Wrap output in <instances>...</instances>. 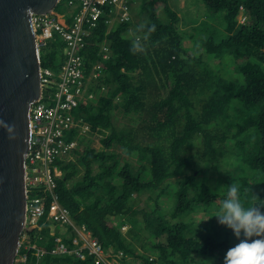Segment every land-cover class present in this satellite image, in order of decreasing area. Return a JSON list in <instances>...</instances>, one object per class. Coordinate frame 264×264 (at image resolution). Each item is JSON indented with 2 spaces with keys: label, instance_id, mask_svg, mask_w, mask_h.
Here are the masks:
<instances>
[{
  "label": "trees",
  "instance_id": "1",
  "mask_svg": "<svg viewBox=\"0 0 264 264\" xmlns=\"http://www.w3.org/2000/svg\"><path fill=\"white\" fill-rule=\"evenodd\" d=\"M141 1L147 21L156 25L145 53L130 51L138 25L127 34L128 22L115 19L109 28L112 15L107 8L83 40L84 75L94 64L99 65V74L86 81L90 97L72 110L87 129L66 135L76 144L68 157L53 162L59 171L54 193L72 224L89 231L104 251L120 252V261L211 264L230 244L223 235L224 225L218 228L221 224L213 216L228 185L238 182L242 190L249 189L242 191L246 203L251 202L252 186L248 178L227 173L222 191L211 182L193 184L202 172L195 164L232 151L260 174L262 189L253 195L264 203V0H201L218 14V24L199 38L201 46L193 49V55L186 54L188 47L181 43L177 13L162 4L160 20L154 10L157 1ZM239 7L243 23L236 19ZM54 10L66 12L62 0ZM102 44L107 53L101 51ZM61 45L57 37L47 43L40 52L41 67L58 65ZM226 58L223 68L214 64L217 60L221 65ZM113 112L125 122L112 120ZM93 136H98L100 148L91 145ZM227 140L231 149H224ZM132 155L134 162L123 157ZM221 164L214 166L219 170ZM171 177L174 206L160 214L153 190L159 187L163 192ZM140 197H147L143 207L135 199ZM194 206L209 209L205 213L215 224L209 232L200 233L201 226L192 228L187 222ZM122 227H127L124 232ZM139 231L154 240L146 248L140 245L145 254L137 253L133 244ZM23 234L32 247L25 249L21 242L16 257L25 259L14 264H105L95 263L85 250L83 258L71 252L74 232L69 225H57L51 235L44 223ZM55 235L61 237L65 251L51 254Z\"/></svg>",
  "mask_w": 264,
  "mask_h": 264
},
{
  "label": "built area",
  "instance_id": "2",
  "mask_svg": "<svg viewBox=\"0 0 264 264\" xmlns=\"http://www.w3.org/2000/svg\"><path fill=\"white\" fill-rule=\"evenodd\" d=\"M62 3L66 7L65 13H57L54 8L50 12L31 16L34 44L39 55L47 43L57 37L62 44V59L55 68H40V97L29 110V149L25 155L23 178L25 214L19 246L22 242L25 249L32 247L28 245V237L23 234L25 230L39 229L47 223L49 234L53 235L55 227L64 224L71 226L74 232L71 239L74 248L71 252L75 256L83 258L82 250H85L95 263L112 264L121 257V253L104 251L90 237L89 231L83 226L72 224L68 210L57 201L54 190L59 171L53 162L61 157H68L74 148L75 141L66 138L69 131L76 130L83 134L87 129L72 110L83 98L90 97L86 91V81L89 77L95 78L100 67L94 64L85 77L80 53L83 40L103 16L106 8L112 15L110 19L127 21L129 3L126 0H62ZM242 11L239 7L236 17L238 23L244 22ZM100 49L104 53L108 52L104 44L100 45ZM60 240L61 237L55 235L56 244L49 250L51 254L65 251ZM36 251L42 253L38 249ZM24 259V255L16 257L15 262H23Z\"/></svg>",
  "mask_w": 264,
  "mask_h": 264
},
{
  "label": "water",
  "instance_id": "3",
  "mask_svg": "<svg viewBox=\"0 0 264 264\" xmlns=\"http://www.w3.org/2000/svg\"><path fill=\"white\" fill-rule=\"evenodd\" d=\"M59 0H0V119L16 125L17 139L0 128V264H14L25 214L24 165L29 110L41 93L40 55L31 16Z\"/></svg>",
  "mask_w": 264,
  "mask_h": 264
},
{
  "label": "rangeland",
  "instance_id": "4",
  "mask_svg": "<svg viewBox=\"0 0 264 264\" xmlns=\"http://www.w3.org/2000/svg\"><path fill=\"white\" fill-rule=\"evenodd\" d=\"M127 1L129 3V7L132 8V9L129 8V19L125 21L128 22L126 33L129 34L132 33L131 29H133L134 26L140 25L138 23L147 21V8L142 5L141 0H127ZM156 1L157 2L154 3V10L160 20H163L164 18L162 4L166 5L172 11L177 13L178 16L177 29L184 36L181 43L184 47L186 48L188 47V50L186 52V54L188 55H193L194 54L193 49L201 46V39L199 38H204L210 32L212 28L211 26L212 25L217 26L218 24V22L215 21V19L218 17V14H215L214 12H212L211 9L206 8V6L203 4L201 0H182L181 4L179 3L180 0H156ZM63 10H65L64 7ZM130 10H131V15H130ZM56 12L60 13L58 11ZM114 20L115 18L110 20V23L108 25L109 28L115 25ZM226 60L227 58L221 62V65L219 61L214 60V64L217 67L220 66V68H223L222 66L226 63ZM112 120H115V122L118 124H123L125 122L124 118H122L118 114H115L114 112L112 115ZM129 124H131V119L126 123V125ZM91 145L95 148H100L98 136H93ZM224 145H225L224 149H227V147L228 149L232 148V144L229 143V140H227V142ZM123 157L132 162H134L135 160V157L133 155L130 157H125V156ZM225 157H227L229 160L221 164L222 159ZM215 163L221 164L219 170H217L216 167L214 166ZM195 165L196 167L202 168V172H200L197 175L196 182H193V184L195 183L207 184V182H211L212 184L215 185L214 187L217 188V191H222L223 187H225L224 175L227 173L230 177L241 176L248 178V181L252 186L250 191V194L252 196L255 190L259 191L260 189H262L263 180L260 174H258L253 169L249 168L246 165V163L241 159H237V155L236 154L234 155L232 151H231V155L227 156L226 154L224 157L222 156L221 159L217 158L215 161H211V160L205 161V159H200L199 162L196 163ZM219 171H221L222 174H220ZM173 179L174 177L167 178L169 182L167 184V188L163 192H159L160 191L159 187L153 190L154 191L153 198L155 197L157 199L156 203L158 204V206L161 207L159 211L160 214L165 213V211H167L168 209L170 210L174 206V202H172V199H174L172 196V190H173L172 186L174 185ZM146 198L147 197H140L135 199L139 200V206L143 207L142 203H145L147 201ZM262 200L261 202H263ZM257 203H259V201H257ZM208 210L209 209L202 210L200 206H194L189 217L186 218L190 220L187 222L191 223L192 228L193 227L198 228L200 226L202 227L200 233L204 231L209 232L211 227L215 226L214 222L209 217V215L205 213ZM221 226L222 225H219L218 228H220ZM126 228L127 227H122L121 230L124 232ZM223 232H222L223 235L224 234L227 235L228 242L230 243L229 247L221 251L218 259H213L212 261H210L211 264H223V258L226 251L237 243L238 238L233 234L232 230L224 226ZM136 235H137V239L135 238L133 241V244L136 247V252L139 254H145V249L141 248L140 245L143 244L145 245L144 247L146 248L150 243L154 242V240L150 238V240L152 241L151 242L148 239V237H145V235L140 231L137 232ZM126 259H128V264H131L132 262L139 264L137 259H132V258L130 259L126 258ZM125 261L126 260L120 261L119 259H116V262H119V264H127ZM154 264L156 263L154 262Z\"/></svg>",
  "mask_w": 264,
  "mask_h": 264
},
{
  "label": "clouds",
  "instance_id": "5",
  "mask_svg": "<svg viewBox=\"0 0 264 264\" xmlns=\"http://www.w3.org/2000/svg\"><path fill=\"white\" fill-rule=\"evenodd\" d=\"M156 30V25L144 21L132 33V54H143L147 49V41ZM0 128L7 133V138L17 139L16 125L0 119ZM242 191L249 192L238 182L228 185L225 198L220 202L214 215L218 223L232 230L233 234L242 239L229 248L223 258V264H264V203H257L255 195L251 202L242 198Z\"/></svg>",
  "mask_w": 264,
  "mask_h": 264
},
{
  "label": "crops",
  "instance_id": "6",
  "mask_svg": "<svg viewBox=\"0 0 264 264\" xmlns=\"http://www.w3.org/2000/svg\"><path fill=\"white\" fill-rule=\"evenodd\" d=\"M181 1H182V0L179 1L180 4L182 3ZM129 8L132 9L131 7H129ZM130 15H131V10H130Z\"/></svg>",
  "mask_w": 264,
  "mask_h": 264
},
{
  "label": "flooded vegetation",
  "instance_id": "7",
  "mask_svg": "<svg viewBox=\"0 0 264 264\" xmlns=\"http://www.w3.org/2000/svg\"><path fill=\"white\" fill-rule=\"evenodd\" d=\"M112 264H119V262H116V260L114 262H112Z\"/></svg>",
  "mask_w": 264,
  "mask_h": 264
}]
</instances>
